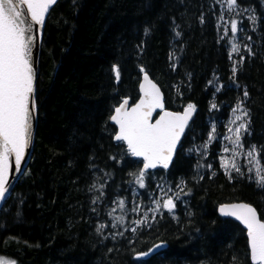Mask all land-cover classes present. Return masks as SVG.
Returning a JSON list of instances; mask_svg holds the SVG:
<instances>
[{"label": "trees", "instance_id": "obj_1", "mask_svg": "<svg viewBox=\"0 0 264 264\" xmlns=\"http://www.w3.org/2000/svg\"><path fill=\"white\" fill-rule=\"evenodd\" d=\"M226 1L59 0L52 7L39 54L34 147L0 210V256L15 264H251L246 231L217 207L247 202L264 221V190L242 159L245 167L225 174L209 134L241 103L243 143L255 146L264 167V0H238L240 52L231 58L234 15ZM144 72L166 109L193 104L195 115L170 169L146 173L139 188L142 161L113 140L109 117L123 99L138 100ZM168 192L180 193L174 211L162 204L157 211ZM158 243L166 247L136 257Z\"/></svg>", "mask_w": 264, "mask_h": 264}, {"label": "snow or ice", "instance_id": "obj_2", "mask_svg": "<svg viewBox=\"0 0 264 264\" xmlns=\"http://www.w3.org/2000/svg\"><path fill=\"white\" fill-rule=\"evenodd\" d=\"M55 2L56 0H0V201L6 200L11 187L9 158L14 155L15 171L20 172L31 139V113L35 111L34 71L30 62L34 39L33 26L43 25L45 14ZM237 6L238 0H227L228 11H234ZM252 20L254 23L255 18L252 17ZM230 31L233 38L229 53L231 58L234 53L240 52L239 44L234 42L238 33V22L235 19L231 21ZM227 35L226 29L225 36ZM113 72L118 81L120 75L118 66H113ZM235 72L234 67L233 75ZM140 90L142 96L139 103L128 110V101L125 99L115 108V115L111 116V120L119 129L114 139L126 144L132 156L143 158V168L135 175L134 181L139 188H144L148 169H155L157 166L165 169L169 167L177 143L195 111V106L188 104L183 114L163 111L160 91L151 83L147 74L144 76V83L140 85ZM247 95L245 92V96ZM157 108L161 109L163 114L153 123L151 122L153 113ZM212 108H216V105L213 104ZM232 112L234 118L231 123L239 124L234 130L229 128V132H233L235 138L227 139L233 145V156H236L238 154L236 149L243 150L242 133L247 132L248 112L242 108L241 103H237ZM212 139V134H209V141ZM224 151L228 152L229 149L225 148ZM247 158L256 165L255 183L264 190V168L259 167L255 146L247 152ZM221 167L225 169L226 175H230L231 170L240 171L234 160H222ZM180 192H183V188H180ZM179 195L177 192L174 196L164 199L163 209L169 213L173 212L176 207L175 199H178ZM119 203L123 209L125 202L121 200ZM156 204L158 211L161 205L159 201H156ZM219 211L222 216H234L244 225L247 230L251 264H264V222L258 218L256 210L247 204H232L222 206ZM116 219L118 222L121 220L119 217ZM135 223L139 226L146 223V220ZM159 247L161 245L154 246L150 253ZM0 264L14 262L0 258Z\"/></svg>", "mask_w": 264, "mask_h": 264}, {"label": "water", "instance_id": "obj_3", "mask_svg": "<svg viewBox=\"0 0 264 264\" xmlns=\"http://www.w3.org/2000/svg\"><path fill=\"white\" fill-rule=\"evenodd\" d=\"M58 1H59V0H56V2H55L53 5L50 6L48 12L45 14V19H44V23H43V25H34V26H33L32 36H33L34 39H33V43H32V45H31V58H30V62H31V64H32V66H33V71H34V93H33V96H34V102H35V111L31 113V139H30L29 147L26 149L25 157H24V160H23V162H22V167H21V171H20V172H16V171H15V157H14V155L11 156V157L9 158V164H10V185H11V187L9 188V193H8V195H7V198H8V196L10 195V193H11L12 189L14 188V186H15V185L17 184V182L19 181L20 176L23 174V172H24V170H25V168H26V166H27V164H28V162H29V159H30V157H31L32 151H33V147H34V137H35V131H36V125H37L36 83H37V76H38V75H37V72H38V62H39V54H40V49H41V41H42L43 29H44V25H45V22H46V19H47V17H48L49 12L51 11L52 7H53ZM29 19H30V17H29ZM145 74L148 75V73H145V72L141 74L140 81H139V84H138V91H139V98H138V100H137L135 103L131 104V103H130V100H129L128 98H125V99L128 101V105H127V109H128V110H130L132 107H135V105H136L137 103H139V101H140V99H141L142 93H141V90H140V85H141L142 83H144V76H145ZM148 78H149V80L151 81V83L155 84V85L157 86V88L159 89V91H160V94H161V97H162V103H163V111H168V112H172V113L183 114V112H184L185 109L182 110V111H172V110L166 109L165 104H164V94H163V92H162L160 86H159L154 80H152L151 77H150L149 75H148ZM125 99H123V100L119 103V105H120L121 103H123V101H124ZM119 105H118V106H119ZM118 106H116V107H118ZM30 107H31V105H30ZM116 107H115V108H116ZM115 108L113 109L112 114H111L110 117H109V123H110L111 125H113V126L116 128V132H118V130H119V129H118V126H117V125L111 120V116L115 115ZM162 114H163V112L161 111V109L157 108V109L155 110V112L153 113V120H152L151 122L154 123V122H155V119H158L159 116L162 115ZM194 115H195V111L192 113L191 118L188 120V123H187V125H186V127H185V129H184V132H183V134L181 135L180 140H179L178 143H177V146H176V149H175V151H174V154H173L172 160H171V162L169 163V167H168L167 169H165V168H163V167L157 166L155 169H148L146 173H148V172H150V171H156V170H158V169H162V170H164V171H167V170L170 169V166H171V164H172V162H173V159H174V157H175V154H176V151H177L178 146H179V144H180V141L182 140V138H183V136H184V134H185V132H186V130H187V128H188V126H189L191 120L193 119ZM115 134H116V133H115ZM114 136H115V135H114ZM113 140H114L115 142H118V141H116V140L114 139V137H113ZM122 143H123V142H122ZM123 144H124V143H123ZM124 145H125V147H126V149H127V145H126V144H124ZM131 156H132V155H131ZM132 158L135 159V160L139 159V160L142 161V167H141V169H142V168H143V158H142V157H134V156H132ZM7 198H6V199H7ZM5 201H6V200H4V201H0V210H1V208H2V206H3V204H4ZM232 204H247V205H249V206H252L255 210H256V208H255L252 204L247 203V202H243V201H238V202H225V203H221V204L217 207V213H218V215H219L220 217H223V218H230V219L236 221V222H237L238 224H240V225L242 226V228L246 231V236H247V230H246V228L244 227V225L240 223L239 220H237L234 216H222V215L220 214V211H219V210H220V208H221L222 206H224V205H232ZM256 212H257V216H258V218L261 220V222H264V221L261 219V217H260V215H259V213H258L257 210H256ZM247 239H248V237H247ZM157 245H161V247L157 248L156 251L150 253V250H149L148 252H146V253H149L148 255H143V254H145V253H141V254H138L136 257L139 258V259H145V258L149 257L150 255H152V254H154V253H156V252H158V251H160V250H162V249H164V248L166 247V244H164V243H158V244H156L155 246H157ZM153 248H154V247H152V249H153Z\"/></svg>", "mask_w": 264, "mask_h": 264}, {"label": "rangeland", "instance_id": "obj_4", "mask_svg": "<svg viewBox=\"0 0 264 264\" xmlns=\"http://www.w3.org/2000/svg\"><path fill=\"white\" fill-rule=\"evenodd\" d=\"M224 9H227V1L224 3ZM231 15L234 16H230L229 18L231 19V21L233 19H235L237 22L239 21L237 19L238 16H235L239 13V11L237 9H235L234 11H228ZM239 114V113H237ZM234 118V114L233 112L230 113L229 116V120L227 122H223L222 125V130H218L217 129V124H215L214 126L210 125V134H212L213 139L211 141L215 142L216 140L218 141V143L220 144L221 150H219L220 152H223V154L220 155L221 157V161L222 160H227V161H235V163L238 165V167L241 169L242 167H245L244 165H241L240 167V162L239 160L242 159L246 165L245 169L247 170L248 173H250L252 175V177L256 176V165H254L253 161L249 158H247V152L251 149V147H247L244 145L243 143V137L245 133H242V144H243V150L241 149H236L235 151L238 153L236 156H233L232 152H233V145L230 143V141L227 139V137H232L233 139L234 137V133L233 132H229V128L231 127L233 130L238 126L239 122H236L235 124L231 123L232 119ZM247 120V118H246ZM248 123V120H247ZM228 148L229 151L225 152L224 149ZM258 153V151H257ZM258 158H259V153H258ZM221 161H220V166H221ZM260 162V159H259ZM259 167L264 168L261 164V162L259 163ZM223 168V167H222ZM233 171V170H231ZM170 196L169 192L167 193L166 196H164L163 198H161L160 205L163 204V200L167 199ZM163 199V200H162ZM155 209L157 210V204L155 202ZM161 209V207H159ZM113 213V212H112ZM149 214V212H146L145 217ZM112 220H113V214H112ZM114 222V220H113ZM2 258V257H0ZM6 261L12 262L11 260H9L8 258H3Z\"/></svg>", "mask_w": 264, "mask_h": 264}, {"label": "flooded vegetation", "instance_id": "obj_5", "mask_svg": "<svg viewBox=\"0 0 264 264\" xmlns=\"http://www.w3.org/2000/svg\"><path fill=\"white\" fill-rule=\"evenodd\" d=\"M0 257H3V256H0ZM15 264V263H14Z\"/></svg>", "mask_w": 264, "mask_h": 264}]
</instances>
